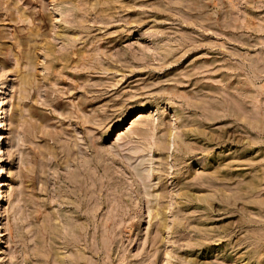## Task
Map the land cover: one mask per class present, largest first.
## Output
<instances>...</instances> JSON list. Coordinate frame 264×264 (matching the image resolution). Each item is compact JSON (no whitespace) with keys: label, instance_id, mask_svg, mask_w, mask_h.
<instances>
[{"label":"rangeland","instance_id":"rangeland-1","mask_svg":"<svg viewBox=\"0 0 264 264\" xmlns=\"http://www.w3.org/2000/svg\"><path fill=\"white\" fill-rule=\"evenodd\" d=\"M1 109L0 264H264V0H0Z\"/></svg>","mask_w":264,"mask_h":264},{"label":"bare ground","instance_id":"bare-ground-1","mask_svg":"<svg viewBox=\"0 0 264 264\" xmlns=\"http://www.w3.org/2000/svg\"><path fill=\"white\" fill-rule=\"evenodd\" d=\"M26 80V79H25ZM27 80H28V78H27ZM27 80H26V82H27ZM1 111V113H0V115H5L6 113H5V111H4V109H1L0 110ZM2 117V116H1ZM4 117V116H3ZM175 119V118H174ZM176 120V119H175ZM4 121L2 120V122L1 123H3ZM5 123V122H4ZM1 126H2V124H0ZM5 125V124H4ZM0 139H2V136L0 135ZM1 184V183H0ZM3 243V239L1 238V236H0V244H2Z\"/></svg>","mask_w":264,"mask_h":264}]
</instances>
